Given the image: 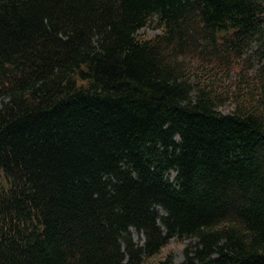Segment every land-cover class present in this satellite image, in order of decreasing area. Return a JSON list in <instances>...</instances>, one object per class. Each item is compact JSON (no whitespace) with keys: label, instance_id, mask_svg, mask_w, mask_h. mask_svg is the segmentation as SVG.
Here are the masks:
<instances>
[{"label":"trees","instance_id":"1","mask_svg":"<svg viewBox=\"0 0 264 264\" xmlns=\"http://www.w3.org/2000/svg\"><path fill=\"white\" fill-rule=\"evenodd\" d=\"M153 258L264 264V0H0V264Z\"/></svg>","mask_w":264,"mask_h":264},{"label":"rangeland","instance_id":"2","mask_svg":"<svg viewBox=\"0 0 264 264\" xmlns=\"http://www.w3.org/2000/svg\"><path fill=\"white\" fill-rule=\"evenodd\" d=\"M159 33V31L151 29V28H146V29H142L140 31V34H142L144 37H149V36H153V35H157ZM254 50H257V46L254 45L253 47ZM253 52V51H252ZM223 113H229L232 110V106L230 103H226L225 106H223L220 109ZM175 174H172V178L174 180L175 178ZM161 213H163L160 210ZM133 235H134V239L138 244H142L144 241V236L137 233L136 231H133ZM191 242L190 239H186L183 242L178 241L177 239H172L169 244L163 249L162 254L160 255L161 257H166L168 254H172L174 260L177 263H180L183 261L184 259V248L189 245ZM155 258L153 259H149L147 261H145L144 264H148V263H152L154 261Z\"/></svg>","mask_w":264,"mask_h":264}]
</instances>
